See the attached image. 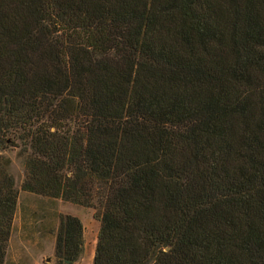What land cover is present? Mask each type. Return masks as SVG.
<instances>
[{
  "label": "trees",
  "instance_id": "obj_1",
  "mask_svg": "<svg viewBox=\"0 0 264 264\" xmlns=\"http://www.w3.org/2000/svg\"><path fill=\"white\" fill-rule=\"evenodd\" d=\"M9 146L95 209L93 264H264V0H0V264ZM49 232L82 257L79 216Z\"/></svg>",
  "mask_w": 264,
  "mask_h": 264
},
{
  "label": "rangeland",
  "instance_id": "obj_2",
  "mask_svg": "<svg viewBox=\"0 0 264 264\" xmlns=\"http://www.w3.org/2000/svg\"><path fill=\"white\" fill-rule=\"evenodd\" d=\"M3 154L10 157L11 173L20 191L19 203L13 222V230L7 249V264H32L36 257L45 263L55 262V253L50 250L51 235L45 227H51L55 211L79 216L84 225V253L77 264H93L100 222L94 217L95 209L71 204L32 194L21 189L25 176L24 154L19 147L9 146ZM59 212V211H58ZM44 250L43 253L40 251ZM50 258V260H48Z\"/></svg>",
  "mask_w": 264,
  "mask_h": 264
},
{
  "label": "crops",
  "instance_id": "obj_3",
  "mask_svg": "<svg viewBox=\"0 0 264 264\" xmlns=\"http://www.w3.org/2000/svg\"><path fill=\"white\" fill-rule=\"evenodd\" d=\"M58 201H59L60 204L63 202L62 199H58ZM71 204H73V203H71ZM58 211H59V212H63L61 207L58 209ZM74 215H75V214H74ZM46 231H47L48 234H50L51 237H52V239H51V244H50V250L53 251V252L55 253V240H56L55 235H53V234H51V233L49 232V231H50V227H47V228L45 227V231H44V233H45ZM43 252H44V250L40 251V253H43ZM77 263H78V261H77L75 264H77ZM14 264H23V263H14ZM32 264H55V262H53V263H45V262H43L39 257H36V258H35V261H34Z\"/></svg>",
  "mask_w": 264,
  "mask_h": 264
},
{
  "label": "water",
  "instance_id": "obj_4",
  "mask_svg": "<svg viewBox=\"0 0 264 264\" xmlns=\"http://www.w3.org/2000/svg\"><path fill=\"white\" fill-rule=\"evenodd\" d=\"M48 260H50V258H48Z\"/></svg>",
  "mask_w": 264,
  "mask_h": 264
}]
</instances>
